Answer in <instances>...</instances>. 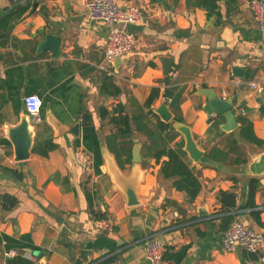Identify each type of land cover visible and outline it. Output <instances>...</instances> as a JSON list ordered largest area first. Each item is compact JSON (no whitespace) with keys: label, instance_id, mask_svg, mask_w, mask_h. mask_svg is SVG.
I'll return each instance as SVG.
<instances>
[{"label":"crops","instance_id":"0c3cea01","mask_svg":"<svg viewBox=\"0 0 264 264\" xmlns=\"http://www.w3.org/2000/svg\"><path fill=\"white\" fill-rule=\"evenodd\" d=\"M27 1L0 0V16ZM30 1L32 9L0 46V145L4 151L0 199L9 195L18 200L12 211L0 208V264L23 250L34 255L21 248L22 236H29L40 250L37 264H85L83 251L91 252L89 264H104L109 257L116 258L110 264H148L145 247L154 237L173 251L189 246L182 264H259L264 249L257 256L224 250L217 197L221 191H235L238 206H244L249 179H259L256 204L264 223V169L259 166L264 147L241 142L248 163L240 166L205 160L213 147L227 149L230 134H238L240 117L250 120L256 136L264 140V116L256 102L264 95L248 87L249 81L264 75V33L250 12V0H238L229 15L221 2L222 19H208L204 10L187 6L186 0H119L123 9L141 10L144 20L130 27L137 44L121 58L114 75L101 68L108 67V28L90 20L89 0ZM48 35L61 39L57 54L41 49ZM236 68L244 78L234 76ZM105 83L115 84L121 93L113 96L111 90L104 91ZM153 89L157 94L152 121L169 124L157 111L169 112L177 123L190 127L203 151L197 163L190 162L187 154L202 183L193 202L161 176L167 157L159 162L154 158L156 151L145 148L148 138L133 122L148 112L145 104ZM33 94L43 101L42 122L35 125L30 158L16 162L8 129L20 123L26 114L23 98ZM212 94L246 100L256 110L237 112L238 128L226 132L222 129L225 118L205 110L207 95ZM121 106L122 112L116 110ZM120 115L132 119L130 137H123L112 122ZM86 117L91 120L86 122ZM214 122L220 123L225 135L209 134ZM140 124L146 131L148 122ZM174 132L177 137L171 146L183 143L184 149L183 135ZM137 144L141 163L134 167ZM78 146L92 155V170L86 172L75 163ZM118 173L126 180L138 174L137 202L131 203L116 183ZM234 213L235 220L264 234V227L250 218L248 210ZM93 217L112 218L114 230L98 231Z\"/></svg>","mask_w":264,"mask_h":264},{"label":"trees","instance_id":"16d2710c","mask_svg":"<svg viewBox=\"0 0 264 264\" xmlns=\"http://www.w3.org/2000/svg\"><path fill=\"white\" fill-rule=\"evenodd\" d=\"M223 2L227 9V15L232 10L238 7V0H186L187 6L192 8H199L206 12L208 19L216 17L217 19H222L221 6L220 3ZM25 3V2H24ZM20 2L12 9L4 12L0 16V46H3L9 40L11 33L13 32L17 23L32 9V3L28 0L25 4ZM111 80L110 78H107ZM103 90H111L110 93L113 96H117L121 93L120 89L115 86V84L105 83L103 85ZM157 90L153 89L150 97L148 98L145 108L148 109L147 113L139 115L137 118H133L137 131H143L147 136L149 145V151L155 150L153 154L154 158L159 162L163 157H167V160L162 163L160 174L165 180H171L172 186L179 192H183L187 195L190 202L196 200L202 190V183L198 176V173L194 167L187 160V153L184 151V144H177L172 147L171 144L176 139V133L171 132L169 129V124L163 123L157 120L156 123L152 119H156V115L151 109L152 103L156 98ZM116 110L123 111V107H119ZM102 114L104 116L108 115L107 110H103ZM89 122L91 118L86 117L84 119ZM132 119L128 116L120 115L117 118H112V122L120 127V132L123 137H130L132 135L131 127ZM148 122L147 130L141 127L140 122ZM239 123L241 124L238 134H230L229 143L230 145L227 149H222L220 147H213L206 154L205 160L209 162H231L234 165H244L248 163V158L246 154L243 153L240 143L253 144L257 147H264V140L259 139L255 132L253 123L247 118L240 117ZM219 122H214L209 129V134L214 131L219 135H225L224 132L219 128ZM88 131V130H87ZM87 137L84 139V143L87 145ZM88 146V145H87ZM97 155V154H96ZM116 156V155H115ZM118 164L121 166V162L116 157ZM123 167V166H121ZM249 192L247 200L244 206H238L237 199L238 195L235 191H221L218 193V202L221 205L222 214L221 218V230L224 232L228 230L232 223L235 221L237 210H248L250 218L258 224L260 227H264V223L261 220V212L257 210L256 195L261 187L260 180L257 178H251L248 181ZM18 205V200L15 197L4 195L0 199V208L3 211H12ZM8 242H13V240L7 238ZM22 240L25 241L21 245L23 249H30L33 252H39L40 250L31 242L29 236H22ZM189 246H184L177 251H173L168 248L165 253V258L175 261L177 264H182L187 257ZM116 261L115 257H109L103 263L110 264ZM7 264H37L29 261L24 257V250L20 252L14 258L7 261Z\"/></svg>","mask_w":264,"mask_h":264},{"label":"built area","instance_id":"2783aa9c","mask_svg":"<svg viewBox=\"0 0 264 264\" xmlns=\"http://www.w3.org/2000/svg\"><path fill=\"white\" fill-rule=\"evenodd\" d=\"M86 7L90 20L101 22L108 28L105 48V62L108 67L102 66L101 68L106 70L108 75H114L113 61L122 58L136 47L137 39L130 31V27L142 23L144 15L134 6L123 9L119 0H89ZM249 9L261 32L264 33V0H250ZM248 87L259 95H264V75L249 81ZM167 101L170 103L172 100L168 99ZM23 103L33 123L40 124L42 122V98L35 94L28 95L23 98ZM0 154H4L1 145ZM74 160L86 172L94 167L92 155L83 146L75 148ZM92 222L94 227L101 232H112L115 227V221L110 217H93ZM222 245L224 250L230 253L241 250L249 255L257 256L264 249V234L238 219L224 232ZM166 251V245L160 239L151 238L146 243L145 259L148 264H177L175 261L165 258ZM24 257L33 263L37 260L36 256L27 252L24 253ZM259 264H264V258Z\"/></svg>","mask_w":264,"mask_h":264},{"label":"water","instance_id":"95a60500","mask_svg":"<svg viewBox=\"0 0 264 264\" xmlns=\"http://www.w3.org/2000/svg\"><path fill=\"white\" fill-rule=\"evenodd\" d=\"M46 40V43L41 46V49L50 50L54 54H57L59 51L61 39L53 35H48ZM1 57L2 56L0 55V58ZM121 62V58H117L113 61L116 71L118 70ZM234 76L244 78L245 75L243 74L242 70L236 68L234 69ZM207 97L208 104L205 107L206 112L208 113V115L217 114L224 117L226 120V124L222 126V129L226 132H233L238 128L236 117L237 112L245 111L247 114H250L251 112L256 110L254 108H249L248 102L246 100H242L241 102H239L237 98L223 99L218 98V96L214 94L210 96L207 95ZM256 102L260 105L258 108V112L264 116V96L258 98ZM234 107L235 110H233ZM163 109L166 111L165 106L163 107ZM157 112L161 114V117L165 122L169 123L170 131H177L183 135L185 140L184 150L188 154L190 162H199L201 157L203 156V151H201L196 144L190 127L177 123L172 119V116L169 112H167V114H164V112L162 111ZM76 128H78V126H76ZM34 129L35 124L33 123L31 116L27 112L25 116L21 118V121L17 126L8 129V138L14 146V157L16 162H24L30 158L31 151L34 148ZM140 163V147L137 144L136 146H134L133 165L134 167H138ZM259 166L261 167V169H264V156L259 161ZM138 180L139 177L137 173L131 176L129 180L122 178L119 173L115 176L116 183L123 188L127 199L131 203L137 202ZM90 253L91 252L83 251L81 254V258L83 259L85 264H89L88 257L90 256ZM34 255L42 257V254H40V252H34Z\"/></svg>","mask_w":264,"mask_h":264}]
</instances>
